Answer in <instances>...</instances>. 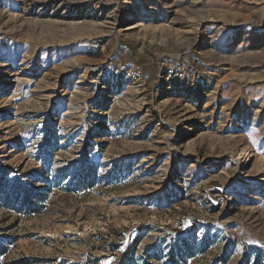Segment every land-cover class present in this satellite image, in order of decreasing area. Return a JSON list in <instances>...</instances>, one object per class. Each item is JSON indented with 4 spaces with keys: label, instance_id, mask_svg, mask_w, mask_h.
<instances>
[{
    "label": "rangeland",
    "instance_id": "obj_1",
    "mask_svg": "<svg viewBox=\"0 0 264 264\" xmlns=\"http://www.w3.org/2000/svg\"><path fill=\"white\" fill-rule=\"evenodd\" d=\"M0 264H264V0H0Z\"/></svg>",
    "mask_w": 264,
    "mask_h": 264
}]
</instances>
